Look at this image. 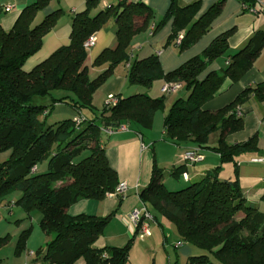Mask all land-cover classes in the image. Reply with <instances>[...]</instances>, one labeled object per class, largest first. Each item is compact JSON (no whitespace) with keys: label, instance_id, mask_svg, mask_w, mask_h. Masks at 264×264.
<instances>
[{"label":"trees","instance_id":"trees-1","mask_svg":"<svg viewBox=\"0 0 264 264\" xmlns=\"http://www.w3.org/2000/svg\"><path fill=\"white\" fill-rule=\"evenodd\" d=\"M84 1L85 8L73 13L69 43L53 50L27 71L23 70V63L38 51L61 9L36 23L37 13L49 0H34L18 14L9 30L0 24V205L6 196L17 191L18 197L12 204H18L28 217L40 214L38 224L44 235L50 236L35 252L44 264L127 261L132 240L121 247L94 245L111 214L70 215L67 209L82 199L102 200L118 186L117 173L106 157L101 128L106 124L110 128L126 125L142 133L151 127L153 114L164 108L165 95H114V105L104 103L97 110L92 94L113 74L116 65L130 61V42L150 23L155 32L171 21L166 42L174 45V38L183 30L184 38L176 45L183 51L207 33L225 0L215 1L200 15L201 0L183 6L171 0L166 13L158 19L142 1L118 0L95 13L101 0ZM238 1L243 10L264 14V0ZM110 16L117 24L116 43L94 58L95 65H109L91 78L85 64L88 50L83 44ZM233 32L234 28L225 30L200 54L171 71L164 72L154 54L131 61L127 71L129 85L150 89L155 80L163 79L180 82L186 92L175 98L164 115L162 139L183 146L191 144L183 152L196 151L203 158L180 159L182 164L168 172L154 165L149 184L138 192L153 221L162 218L173 223L180 241L192 249L193 254L184 264H264V209L260 207V203L264 205V193L259 204L247 201L238 177V160L257 149L256 139L225 141L228 133L242 127L241 105L251 95L258 101L264 100V81L243 88L223 107H205L225 79L232 83L240 80L264 48L261 30L249 37L243 47L230 52L227 41ZM216 59H225L221 69L208 71L207 67ZM57 103L70 107L71 117L53 116L51 111ZM214 132H218V142L213 147L208 140ZM207 149L218 154V163L189 178L187 168L202 162ZM259 156L264 155L252 157ZM252 157L247 159L248 163ZM227 165L232 167L231 175L221 178ZM166 176L174 180L180 177L185 185L169 190L165 186ZM28 232L25 229L19 235L16 253L23 250ZM9 241V234L0 235V248Z\"/></svg>","mask_w":264,"mask_h":264},{"label":"crops","instance_id":"crops-1","mask_svg":"<svg viewBox=\"0 0 264 264\" xmlns=\"http://www.w3.org/2000/svg\"><path fill=\"white\" fill-rule=\"evenodd\" d=\"M34 0H0V24L5 30H9L18 14ZM118 0H101L93 13L99 9L115 5ZM142 1L151 10H153L155 18L158 19L166 13L171 0H136ZM195 0H177L178 6L191 3ZM217 0H201V9L199 15L204 13L208 6ZM6 4L12 5L9 12H5L3 7ZM220 14L211 23L207 33L201 36L197 42L183 51L172 42H166L170 35L171 21L160 27L155 32H152L153 25L149 24L147 29L135 34V37L130 42L129 48V63L133 60L147 57L154 54L160 62V66L164 72H168L184 63L186 60L197 56L201 51L206 48L209 43L222 32L227 29L234 28L233 34L228 38L230 52H234L246 44L249 37L257 31L264 30V15L256 14L245 11L238 0H225L222 5ZM85 8L84 0H49L48 5L37 13L36 23L40 21L48 13L61 9L60 17L58 18L54 28L45 34L42 38V44L35 54L31 55L23 63V70L27 71L33 68L39 61L47 58L53 50L69 43V34L71 31V19L74 12L82 11ZM117 24L115 18L110 16L101 29L94 33L95 43L87 48V57L85 64L90 69L94 58L104 49L111 48L116 43L115 31ZM151 28V31H150ZM259 56L255 59L252 67L240 78V80L232 83L229 79H225L222 87L218 93L208 101L205 105L208 109H217L223 107L226 103L230 102L241 92L245 87L252 86L256 83L264 81V48L259 52ZM225 60V59H224ZM224 60L216 59L207 67L210 69L218 70L223 65ZM91 63V64H90ZM127 62L118 64L113 70V76L107 83L106 91L109 88L114 89V95L126 97V95L134 93H146L149 96H160L163 79H158L153 82L150 89H145L141 86L129 85L127 83L128 66ZM107 65H103L99 70L105 69ZM89 73V71H88ZM91 77V76H90ZM182 90V92L180 91ZM179 91V92H178ZM184 87L176 90L170 94V99L165 98L166 104L162 112L156 111L153 114L152 120L155 124L157 120V128L163 124V118L166 114L168 105L175 98L185 95ZM104 93H101V98ZM93 101L97 102V99ZM168 102V103H167ZM94 105V104H93ZM241 112L243 115L242 127L236 132L228 133L225 141L228 143L245 142L251 137H255L257 149L251 153L243 154L238 160V177L240 188L247 201L251 203H260V196L264 193V166L256 163H248L247 159L256 155H264V100L258 101L252 95L248 100L241 105ZM52 115L59 118L71 117L73 110L63 104L57 103L51 111ZM156 119V120H155ZM149 131V129H147ZM137 133L132 127L128 126L125 131H119L111 136L102 135V140L105 141L106 157L110 167L116 171L118 181H123L128 185L126 196L120 199L116 195L107 194L102 200L82 199L70 205L67 209L68 214H90L100 217L108 216L109 221L102 230V235L98 237L95 246H115L121 247L128 240H132L129 254L131 255L137 246L140 254L137 255V260L143 262V254H146L147 246L151 245L152 250L156 247L153 244L155 235L161 234L163 237V246H166L168 240L167 235L173 236L174 241H171L172 254L164 255L161 264H184L186 259L193 254L192 249L185 243L181 242L177 229L173 223H168L164 219L159 218L150 224L151 234L146 236L143 240L135 236L134 226L127 219V214L132 208L139 207L141 200L138 192L149 184L153 166L168 172L171 167H177L182 164L180 155L186 147L191 144L179 145L163 140V132L158 141L153 140L147 136V133ZM150 132V131H149ZM153 138V137H152ZM218 132L212 136L211 146L217 144ZM205 158L202 162L191 165L187 168L189 178L196 177L203 173L206 169H212L218 163V154H214L210 150H204ZM232 167L226 166L220 173L221 178H228L231 175ZM165 186L169 190H176L185 185L184 180L180 177L174 180L169 176L164 179ZM12 203V201H11ZM7 211L14 213L17 209L13 205L7 207ZM260 203V207H262ZM20 210V209H19ZM21 211V210H20ZM18 212V210H17ZM16 212V213H17ZM23 212V211H22ZM18 219L26 217L25 213ZM18 221V220H17ZM169 227V233H166L164 227ZM9 234V232H8ZM39 240L35 246H30V238L26 241L25 250L16 253L15 243L11 241L8 245L0 248V264H44L37 259L36 250L38 247L43 246L47 241L43 234L38 232ZM10 236V235H9ZM12 235L10 236V238ZM13 238V237H12ZM138 242V244H136ZM36 248V250H34ZM128 254V255H129ZM129 259V256H128ZM148 257H144L142 264H147ZM135 264V263H134Z\"/></svg>","mask_w":264,"mask_h":264},{"label":"rangeland","instance_id":"rangeland-1","mask_svg":"<svg viewBox=\"0 0 264 264\" xmlns=\"http://www.w3.org/2000/svg\"><path fill=\"white\" fill-rule=\"evenodd\" d=\"M260 15L262 16L264 14L260 13ZM150 24L153 25V23H150ZM150 31H151V28H150ZM180 34L183 35V37L178 41L177 37ZM184 34L185 33L183 32V30H180L178 32V34L176 35V37L173 40L174 42H176L175 43L176 45H180L181 41L184 38ZM127 63L129 64V62H127ZM122 64H124V63H122ZM103 65L104 66L107 65L105 67V69H106L109 64L107 62L100 63V65H95L94 63H92L90 65V69L88 70L89 71V73H88L89 76H91V78H94V77L100 75V73L105 70V69L99 70V68L102 67ZM114 68H113V70H114ZM112 73H113V71H112ZM113 75L114 74H112L107 80H105L100 85V87L97 88L93 92V94H92V97H94L93 99L94 100L97 99V102L96 101H93V104H94V106H95V108L97 110L102 109V106L104 105V103L108 99V97L114 95V93H113L114 92V89L109 88V90L106 91L107 83L109 82V80L111 79V77ZM166 82H168V81H166ZM175 82H177V81H175ZM163 84H165L164 81H163ZM180 91L182 92V90H180ZM101 93H104V95H103L102 98H101ZM164 95H165V98H167V100H169L170 97H171V96H169L170 95L169 93H164ZM172 102L170 103V105L172 104ZM165 104H166V101L164 99V105H163L164 108L163 109H159L158 110L159 112H162L164 109H166ZM170 105H168V108L166 110V113H167L168 109L170 108L169 107ZM152 123H153V120H152ZM162 125L160 126V128L159 127L157 128V120H156L155 121V124H151V127L148 128L150 132L148 130H146V131H144V133H147V136L151 139V141H153V140L158 141V139L161 138V132L160 131L162 130ZM215 133L216 132H214V133H212L210 135V137H209V142L210 143H211V140H212V136ZM0 160H2V159L0 158ZM17 197H18V192L17 191H13L8 196H6V198H4L2 204L0 205V235L8 234V232H9V235L10 236L12 235V237H13V238L12 237L10 238L9 243H11V241L13 243H15L18 240L19 235L22 234L23 230L28 229L29 232H28L26 241L28 240V238L32 237V238H30V246H32V245L35 246L36 243L38 242L39 237H40L38 235V232H40V234H43V236L45 237L46 241H48L49 238H50V236L44 235V233L42 232V230H41V228H40V226L38 224V221H39V218H40V214H35L32 217H28L26 215V212H24L23 209H21V207L18 204H12L11 202H9V205L7 207H9V206L11 207L13 205V208H15V209L18 208L17 209L18 212H17V210L14 211V213H11V212L9 213L7 211V208H6V205L8 204L7 201L10 200V201H12L14 203L15 200L17 199ZM262 207H264V206H262ZM262 209H264V208H262ZM22 211L25 213L26 217H24L21 220V219H18V218L22 217L21 216L23 214ZM262 212H264V211H262ZM164 229L166 230V233L168 234L169 233V230H170L169 227L166 226V227H164ZM167 237H168V240L166 241V246H163L165 244H163V242H162V240H163L162 235L159 234V235H155L154 236L155 239H153L152 242L155 245L156 249L155 250H152V249H150L151 248V245H148L147 246L146 254H143V257H142L143 258V262L145 261L144 260V257L146 258V255H147V257H148L147 264H161L162 263L161 260H162V258H163L164 255L166 256L167 254H169V255L172 254V252H171L172 247L170 246V243H171V241H174V239H173V236L171 238V236L167 235ZM26 241L24 243L22 252L25 250ZM136 244H138V242ZM138 248H139V246H137V249ZM165 248H167V254H166V252L164 250ZM137 249L135 248V250L133 251V253L131 255L128 253L129 254L128 255L129 256V259H127V261L124 264H134V263L135 264H142L143 263V262L141 263V262H139L137 260V255L140 254L139 250H137ZM34 250H36V248H34ZM38 260H39V258H38ZM39 261H41V260H39Z\"/></svg>","mask_w":264,"mask_h":264},{"label":"built area","instance_id":"built-area-1","mask_svg":"<svg viewBox=\"0 0 264 264\" xmlns=\"http://www.w3.org/2000/svg\"><path fill=\"white\" fill-rule=\"evenodd\" d=\"M12 8V5L6 4L3 7V10L5 12H9ZM254 12V11H251ZM183 37V35H179L177 37L178 41ZM96 37H94V34L89 35L86 37V40L84 41V47L87 49L88 47H91L95 43ZM176 39V40H177ZM176 43V42H175ZM165 84L161 87V93H174L176 90H178L181 87L180 82H164ZM117 102V98L113 95L108 97V99L105 101V103L114 105ZM127 129L126 125H121L115 128H110L108 126H103L101 128V132L106 135H113L116 132L119 131H125ZM180 155V159L182 160H193V161H200L202 160V156L198 154L196 151H185L182 152ZM250 163H256L264 165V156L259 157H252V159L249 161ZM184 177L186 178V174H184ZM128 191V185L127 183L123 181L118 182V186L115 188L114 192H111L109 194L121 196L122 198L126 196V193ZM127 219L131 223V225L134 226L135 236L143 240L146 236H149L151 234L150 230V223L153 222L152 213L148 209V207L141 203L139 207L132 208V210L127 214Z\"/></svg>","mask_w":264,"mask_h":264},{"label":"water","instance_id":"water-1","mask_svg":"<svg viewBox=\"0 0 264 264\" xmlns=\"http://www.w3.org/2000/svg\"><path fill=\"white\" fill-rule=\"evenodd\" d=\"M108 126V124H106Z\"/></svg>","mask_w":264,"mask_h":264}]
</instances>
